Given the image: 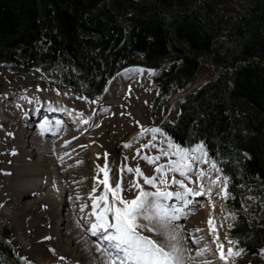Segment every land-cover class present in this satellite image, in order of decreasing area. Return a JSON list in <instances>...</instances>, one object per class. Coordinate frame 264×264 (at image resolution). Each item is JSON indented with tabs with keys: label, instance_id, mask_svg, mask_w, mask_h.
Listing matches in <instances>:
<instances>
[{
	"label": "trees",
	"instance_id": "obj_1",
	"mask_svg": "<svg viewBox=\"0 0 264 264\" xmlns=\"http://www.w3.org/2000/svg\"><path fill=\"white\" fill-rule=\"evenodd\" d=\"M203 63L216 67L215 75L176 101L175 119L160 128L182 149L202 143L229 177L228 238L258 259L264 249V0H0V66L20 76L35 70L54 88L97 97L118 73L140 65L154 70L155 104L187 90ZM245 195L258 201V213ZM11 259L23 264L0 243V264Z\"/></svg>",
	"mask_w": 264,
	"mask_h": 264
},
{
	"label": "bare ground",
	"instance_id": "obj_2",
	"mask_svg": "<svg viewBox=\"0 0 264 264\" xmlns=\"http://www.w3.org/2000/svg\"><path fill=\"white\" fill-rule=\"evenodd\" d=\"M132 83V78L122 83L123 87L110 83L100 100L65 92L57 96L38 91L13 93L11 90H17L19 85L6 86L0 94V219L12 228V238L23 244L34 264H102L103 257L95 251L97 237L85 230L92 200L106 192L111 198L108 189L117 182L121 183L119 195L124 199L131 200L138 194L136 183L153 191L144 183V176L159 179L157 165L167 169L158 146L143 141L136 144L137 139L148 137L150 132H134L137 128L147 129V125H137L141 107L133 104V91L129 92ZM194 85L197 86L195 81L191 91ZM61 107L69 111L72 121L65 118L66 113L58 114ZM157 155L159 159L152 162L144 159ZM108 159L112 163L106 166ZM137 167L143 175H137ZM105 173L107 187L102 183ZM173 175L180 177L168 172L166 178L171 180ZM188 186L198 187L195 183ZM202 198L189 197L193 201L191 207L175 197L165 203L169 208L183 209V215L173 220L171 227L179 234V245L186 255L195 257L197 248L208 247L191 264H216L211 245L216 243L217 247V211L211 204L202 209L199 205L207 199L211 201L209 197L204 202L197 201ZM144 234L167 242L164 236ZM194 239L199 243L193 244Z\"/></svg>",
	"mask_w": 264,
	"mask_h": 264
},
{
	"label": "snow or ice",
	"instance_id": "obj_3",
	"mask_svg": "<svg viewBox=\"0 0 264 264\" xmlns=\"http://www.w3.org/2000/svg\"><path fill=\"white\" fill-rule=\"evenodd\" d=\"M135 70L141 73L144 71L143 68ZM148 71L151 73L154 70L149 69ZM81 99L87 98L81 97ZM84 122L87 123V121ZM59 123V121L56 122L57 125ZM45 126L51 127L47 121H45ZM145 132L153 133V139H155V134L162 133V129L159 127L142 128L141 135ZM151 143L150 140L149 144ZM167 143L170 149L175 148L174 155L178 159L168 160L166 170L164 165H157L156 173L160 174L159 179L156 176H144V183L151 186L153 191H146L136 183L134 186L139 189V192L133 199L128 200L119 195L122 189L121 183L117 182L114 188L108 189L111 198L106 192L92 200V213L87 218L85 230L97 237V240L94 241L95 251L103 257L102 264H191L195 257L204 255L208 250L207 245H205L203 249H196L195 257L186 255L185 249L179 245V234L171 227L172 221L183 215V209L179 207L169 208L165 201L175 197L184 206L191 207L193 201L189 197L200 196L203 192L211 194L215 186L219 187L216 194L222 199H227L230 196L228 191L229 177L222 174V170L217 167L214 161L211 162L212 172H206L203 167H200V164L209 163L205 159L207 153L203 151L202 143L190 149H182L180 145H174L170 138L167 139ZM143 146L147 147L148 145ZM160 154L164 156L173 155L169 151H161ZM245 156H247L246 153ZM144 159L152 162L153 159L158 160L159 155L155 157L145 156ZM128 171L131 172L132 169L129 168ZM135 171L138 176L143 175L139 167ZM168 172L178 173L182 179H177L173 175L169 180L166 178ZM213 173L220 174L214 175ZM193 176H195L194 180ZM205 179L211 185L206 189L202 183ZM185 181L197 184L199 190L189 187ZM102 183L107 187V173H105ZM169 184L178 185L179 188L172 191L166 187ZM98 201H103V203L100 204ZM80 223L83 225L84 221L82 220ZM209 223L211 224L212 221L209 220ZM145 232L155 233L157 237L164 236L167 242L153 239L151 235H145ZM214 235L220 258L227 260L235 252V249L229 247L226 256L223 245L219 243V235L215 233ZM202 239L203 237L200 238V240ZM192 242L198 244L199 240L194 239ZM238 242V240L235 241V243ZM232 243L234 241L229 240V244ZM203 264H211V262L205 261Z\"/></svg>",
	"mask_w": 264,
	"mask_h": 264
},
{
	"label": "rangeland",
	"instance_id": "obj_4",
	"mask_svg": "<svg viewBox=\"0 0 264 264\" xmlns=\"http://www.w3.org/2000/svg\"><path fill=\"white\" fill-rule=\"evenodd\" d=\"M137 62H142V61L137 60ZM137 68H143L144 69L143 73L136 71L135 69ZM215 73H216V67H214L210 63H203L199 71L197 72V75L195 76L193 80L197 84V86L194 85L195 89H193L192 91L190 89L192 88L191 87V84L193 83L192 81V83L190 84L187 90L173 91L168 98H164L158 103L155 102L154 104V100L156 97V90L150 82V72L148 71L146 67H143L140 65L129 68L126 71H122L121 73L117 74L114 78H112L109 81L104 92L100 96H97V97H92V96L85 95V94H77L73 90H70L68 88H63L61 86L54 88L52 80H50L45 75L40 74L39 72L35 70H28L26 72L24 71L23 75L20 76L18 72H10L6 68L0 66V94L4 93L6 86H10V85L18 86L19 85L17 90H11V91H13V93H16V94H22V93L24 94L28 91L50 92L52 93L53 96H57L59 95V93L65 92L66 94H69V93L73 94V97H77V95L78 96L84 95L87 97H92L93 99L100 100L102 98L101 96H103V94L105 93L109 85L113 83V84H117L120 87H123L122 83L132 78L134 85L133 87H130L129 92L133 91V99H134L132 100L133 104H135L136 107L137 106L141 107L139 108V110L141 111L137 112L138 113L136 117L137 125L138 126L147 125L146 126L147 129H150L153 127L160 128V125L163 121H170V122L173 121L178 113V108L175 105L176 101H178L183 96H185L187 92L195 91L200 85L210 80L215 75ZM91 101L95 102L97 100H91ZM140 131H141L140 128H137L136 130H134L136 134H138ZM155 136L156 138L153 139V133L150 132L148 137L137 139L136 144L139 145L140 142L143 141V142H147L149 146L151 145L158 146L160 151L172 152L173 155H170V156L162 155L163 160L166 163L169 159H178V157L174 155L175 148L174 147L171 149L169 148L168 143H167L168 138H166L164 133L163 132L157 133L155 134ZM150 140L152 141L151 144L148 143ZM205 159L209 161L207 157H205ZM108 160L106 161V164H105L106 166L107 164L110 165L112 163L111 159L109 161ZM166 165L168 166V164ZM200 167H203L206 172H212L210 161L208 164H200ZM213 174L219 175L218 173H213ZM194 178L195 176H193V180ZM179 179H182V177L181 178L179 177ZM186 183L191 184L192 182L187 181ZM202 183L205 189L211 186L207 179H205ZM168 188L172 191H175L176 189L179 188V186L173 185V187L169 186ZM197 189L199 190V186L197 187ZM218 190H219V187L215 186L213 187V192L211 194L207 192L205 193L203 192L201 194L203 198L200 200H197V201L203 200L202 202H204V200H206L209 197L211 201L207 199L208 203L207 202L203 203L202 204L203 207L202 205H199V206L203 209V208H208L206 206L207 204H211L212 205L211 208L215 209V213L217 211L216 217H217V221H219V226H218L219 228L217 229V231L219 233V237L221 236L220 240L223 243V250L225 251V255L226 256L228 255L227 250L229 247H232L233 249H235V252L232 255H230L227 260H223L220 258L219 250L216 247V243H214L215 245L212 244L211 248L212 250H215L214 257H217L216 264H229V263L230 264H264V252H262V254L259 256L258 259H254L253 257L251 258L245 255L243 252L239 251L233 243L229 244V240H228L229 238H227L228 237L227 233H228V228L231 222V217L224 211L223 199L221 198V196L216 194ZM245 200L248 204L252 206V210L255 213H258L259 211L258 201L255 198L250 197L248 195H245ZM12 234H13L12 228L8 224L3 223L2 220L0 219V243L7 244L9 248L11 249L12 253L23 264H34L30 255L26 253L25 250L23 249V244H21L20 242L12 238L11 236ZM236 253H239V254L237 255ZM11 263L16 264L15 259H11Z\"/></svg>",
	"mask_w": 264,
	"mask_h": 264
},
{
	"label": "water",
	"instance_id": "obj_5",
	"mask_svg": "<svg viewBox=\"0 0 264 264\" xmlns=\"http://www.w3.org/2000/svg\"><path fill=\"white\" fill-rule=\"evenodd\" d=\"M188 93V92H187Z\"/></svg>",
	"mask_w": 264,
	"mask_h": 264
}]
</instances>
